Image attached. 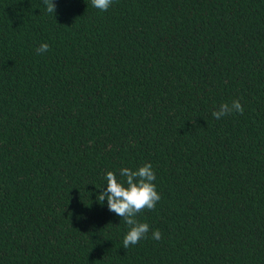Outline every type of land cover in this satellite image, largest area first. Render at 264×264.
Segmentation results:
<instances>
[{
  "label": "trees",
  "instance_id": "obj_1",
  "mask_svg": "<svg viewBox=\"0 0 264 264\" xmlns=\"http://www.w3.org/2000/svg\"><path fill=\"white\" fill-rule=\"evenodd\" d=\"M53 2L0 0V264H264V0ZM144 163L124 249L96 197Z\"/></svg>",
  "mask_w": 264,
  "mask_h": 264
},
{
  "label": "clouds",
  "instance_id": "obj_2",
  "mask_svg": "<svg viewBox=\"0 0 264 264\" xmlns=\"http://www.w3.org/2000/svg\"><path fill=\"white\" fill-rule=\"evenodd\" d=\"M113 0H91L93 7L100 11H107ZM48 13L56 12V4L53 0H43ZM49 50L47 43H42L36 48L37 54H43ZM244 108L239 100H232L231 104L221 103L212 112L213 118L219 120L233 112L243 114ZM119 176L123 181L117 179L116 173L107 171L105 175L106 188H101L96 200L101 205L107 201L108 210L114 212L127 226L123 238V248L138 244L147 238L150 231L148 223L141 222L138 215L144 210L152 211L156 208L161 196L156 189L154 181L156 174L151 163H144L135 170L123 167L119 170ZM162 233L159 229L152 230V239L159 241Z\"/></svg>",
  "mask_w": 264,
  "mask_h": 264
}]
</instances>
